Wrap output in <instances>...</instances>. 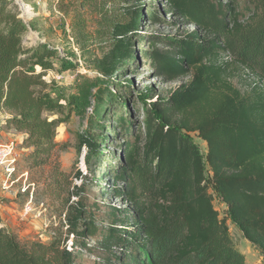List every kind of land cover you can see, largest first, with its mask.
<instances>
[{"label": "trees", "instance_id": "16d2710c", "mask_svg": "<svg viewBox=\"0 0 264 264\" xmlns=\"http://www.w3.org/2000/svg\"><path fill=\"white\" fill-rule=\"evenodd\" d=\"M13 2L0 0L4 128L23 135L18 148L29 150L27 159L37 166L56 147L58 124L71 115L86 120L75 134V149L87 171H77L81 183L69 185L62 231L49 242L21 241L0 223V264H77L88 252L97 253V264H246L230 226L264 261V0L154 5L195 29L165 40L151 37V48L140 54L169 81L190 78L166 99L152 89L141 96L149 101L143 107V133L139 127L134 133L122 115L113 120L123 141L115 164L102 174L107 186L100 189L120 206L90 202L86 186L93 180L87 173L107 144L94 132L96 114L106 99L120 109L126 104L117 76L135 63L136 44L146 41L139 32L143 0L59 5L64 15L72 13L70 35L81 53L106 45L89 60L92 74L78 78L65 103L46 94L44 79L55 71L53 60L60 62L59 73L74 71L75 60L46 44L24 47L27 27ZM88 10L95 18L91 32L81 14ZM149 18L158 21L153 12ZM234 70L247 79L243 89L230 80ZM63 109L65 120L44 116ZM193 134L205 143L204 154Z\"/></svg>", "mask_w": 264, "mask_h": 264}, {"label": "rangeland", "instance_id": "374dc122", "mask_svg": "<svg viewBox=\"0 0 264 264\" xmlns=\"http://www.w3.org/2000/svg\"><path fill=\"white\" fill-rule=\"evenodd\" d=\"M13 1L18 12H20L19 17L23 19L27 27V31L22 37L24 47L34 48L37 45L46 44L55 48L61 56L75 60L76 68L74 71L70 70L63 73L58 72L60 62L53 60L55 71L49 73L44 79L49 83L46 94L51 99H62V102L65 103L68 95L75 91L78 78L86 73L92 74V71L88 70L89 60L93 56H100L106 49V45L94 44L85 50L86 53H81L73 44L74 39L70 35L72 13L64 15L60 11L59 5L63 2L69 4V7L81 0ZM162 3L163 0H143L144 18L139 25V32L146 41L136 44L135 63L133 65L130 63L131 68L126 72L120 71L117 76V83L122 87L126 104L120 109L118 106L109 104L106 99L95 116L94 132L99 135L101 133L102 136L106 137L107 144L105 143L106 146L102 147L103 156L92 161L90 172L87 173V178L93 180V186H89V184L86 186L90 202L96 200L99 203L104 201L121 205L119 202L104 196L100 189L102 184L107 186V177H103L102 174H106L108 168L115 164L116 159H118L119 144L123 141L120 129L115 126L113 120L122 115L126 119L127 125L132 126L134 133L138 132V127L143 133V107L145 104L149 105V101L142 102L141 96L146 95L147 89H152L160 98L166 99L172 90L186 83L190 78L188 75L169 81L164 76L158 75L150 62L140 54V51H147L151 48L150 42L147 41L151 37L165 40L166 38L184 35L186 32L195 29L194 26H186L181 20L164 13L162 7L159 11L157 8L154 9V5L158 6ZM24 11L29 12L28 15ZM150 12L157 15L158 21L149 18ZM81 14L86 20L88 31L94 30L95 18L91 16V12L89 10L82 11ZM155 42L158 44L156 47L158 50L164 49L157 41ZM77 70L80 72L79 74H77ZM230 77L238 89H243L247 82L239 70H234ZM44 116L48 117L49 120L64 119L66 111L63 109L60 114L48 113ZM4 119H6V115L4 116L3 113L0 115V143L14 140L19 145L23 135L16 131L7 135L12 130H5ZM86 126V120H81L74 115H71L66 122L63 121V123L58 124L54 140L57 145L50 153L47 161L41 165L34 166L27 159L29 150L20 147L17 149V171L18 174L28 173V181L34 184L33 199L31 211L25 214L26 195L15 194L12 199L4 197V225L2 226L4 230L14 234L21 241L35 239L42 242H49L54 233H57L56 230L62 231L60 227L65 214L62 209V200L65 198L71 183H81V180L75 177L77 171L84 173L87 171L82 156L78 155L75 149V134L82 131ZM195 136V134L192 135L193 141L204 154L206 145ZM16 192L17 189H15ZM9 205L12 208L11 211L5 209ZM99 215L97 213L96 216ZM230 236L236 249L245 256L246 264H264L260 251L250 245L239 230L230 226ZM96 258L97 253L88 252L77 258V264H97Z\"/></svg>", "mask_w": 264, "mask_h": 264}, {"label": "built area", "instance_id": "2783aa9c", "mask_svg": "<svg viewBox=\"0 0 264 264\" xmlns=\"http://www.w3.org/2000/svg\"><path fill=\"white\" fill-rule=\"evenodd\" d=\"M17 149L18 145L14 140L0 143V171L2 174L0 189L5 193L17 189L16 195H26L27 202L24 206V212L28 214L31 211L34 184L28 181L27 172L18 174Z\"/></svg>", "mask_w": 264, "mask_h": 264}, {"label": "crops", "instance_id": "0c3cea01", "mask_svg": "<svg viewBox=\"0 0 264 264\" xmlns=\"http://www.w3.org/2000/svg\"><path fill=\"white\" fill-rule=\"evenodd\" d=\"M1 114H3V112H0V115ZM4 116H5V114H4ZM13 131L14 130L9 131L7 135H11V133H14ZM1 178H2V174H1V171H0V183H1ZM13 196L15 197V190L13 192H10V193H4L0 189V223L2 224V226L4 225V201H3L4 197L6 199L9 198V197L12 199ZM10 205H12V203H10ZM10 205H9V207L8 206L5 207V209L7 211H11L12 210Z\"/></svg>", "mask_w": 264, "mask_h": 264}, {"label": "bare ground", "instance_id": "6f19581e", "mask_svg": "<svg viewBox=\"0 0 264 264\" xmlns=\"http://www.w3.org/2000/svg\"><path fill=\"white\" fill-rule=\"evenodd\" d=\"M26 10L28 11V9H27V8H26ZM24 12H25V14H27V15H28V13H29V12H26V11H24Z\"/></svg>", "mask_w": 264, "mask_h": 264}]
</instances>
